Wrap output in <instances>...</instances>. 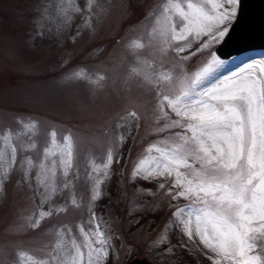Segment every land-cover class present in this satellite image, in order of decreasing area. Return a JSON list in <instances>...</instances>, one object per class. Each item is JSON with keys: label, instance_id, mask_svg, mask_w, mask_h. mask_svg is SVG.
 I'll return each instance as SVG.
<instances>
[{"label": "rangeland", "instance_id": "obj_1", "mask_svg": "<svg viewBox=\"0 0 264 264\" xmlns=\"http://www.w3.org/2000/svg\"><path fill=\"white\" fill-rule=\"evenodd\" d=\"M165 2L97 0L99 7L94 6L92 12L100 19L97 22L93 16V31L85 27L87 0H75L81 11L69 10L70 21L61 13L67 7V0H0V134L7 130L23 132L22 121L38 122V134L31 140L29 134L14 141L19 144L34 140L37 147L27 152L18 148L16 165L0 191V264H23L20 252L46 258L64 225L72 229L70 234L65 229L66 239L82 240L79 226L83 224L88 230L87 220L91 215L89 162L95 159L96 163H103L107 149L117 145L120 134L126 133L125 128L117 125L124 123L121 117L131 111L138 113L139 127L134 124L131 133H126L123 146L115 153L119 163L114 159L109 177L101 185L102 196L93 204L102 230L112 237L113 248L106 264H127L139 258L154 264H187L185 261L192 259L196 264H212L208 258L212 254L199 237L190 240L176 226L173 213L189 201L173 200L167 194L171 179H133L131 175L138 160L146 154V148L169 135L154 131L164 123L157 124L153 118L158 102L156 89L142 84L140 79L125 82L130 68L135 66V56L128 45L137 39L147 45L155 16ZM204 40L207 37L180 54L169 50L161 58L145 47L137 55L162 62L164 70L182 64L191 73L208 58L207 52H215L221 43L191 55ZM184 56L190 59L181 60ZM262 59L264 50L221 59L224 66L208 83L230 76L245 63ZM79 69L91 75H103L102 86L73 78V72ZM52 130L57 131L59 140L68 133L74 138V167L69 175L73 187L62 189L63 178L58 168L57 184L62 190H58L50 203L54 208L63 206L66 211H54L33 229L27 217L38 212L40 197L36 195L35 180L31 179V187L24 180L20 164L25 156H31L36 163L43 158ZM35 173L33 169V177ZM161 183L165 184L164 189L159 188ZM73 192L80 207L71 203ZM48 207L45 204L44 210ZM174 226L183 252L164 245ZM129 251L131 255L127 254Z\"/></svg>", "mask_w": 264, "mask_h": 264}, {"label": "snow or ice", "instance_id": "obj_2", "mask_svg": "<svg viewBox=\"0 0 264 264\" xmlns=\"http://www.w3.org/2000/svg\"><path fill=\"white\" fill-rule=\"evenodd\" d=\"M94 6L99 7L97 0H87L85 27L93 31V16L97 22L100 19L92 12ZM240 6L241 0H166L155 16L147 45L140 39L128 45L135 56V66L130 68L125 82L140 79L142 84L156 89L158 102L153 118L157 124L164 123L154 131L169 133L146 148L132 178L171 179L167 194L173 200L189 201L173 213L176 226L190 240L199 237L212 254L208 256L212 264H264V59L245 63L230 76L208 83L225 64L215 52L208 51V58L191 73L182 64L164 70L162 62L148 60L137 52L149 47L154 56L162 58L169 50L183 53L194 42L207 37L191 55L205 52L228 35ZM69 10L81 11L75 0H67V7L61 9L66 21L71 20ZM180 59L188 60L190 56ZM72 77L98 86L105 79L85 69L73 72ZM170 114L176 118L172 119ZM121 120L124 123L117 127L125 128L127 134L134 124L139 127L140 117L135 111ZM21 123L23 132L7 130L0 134V191L16 165L18 148L27 152L37 147L34 140L14 142L29 134L31 140L38 134V122ZM174 129L179 131H171ZM126 133L120 134L117 145L107 149L103 163H96L95 159L89 162L91 215L88 230L83 224L79 226L82 240L66 239L65 229L69 234L72 229L64 225L46 258L20 252L23 264H106L113 248L112 237L102 230L93 204L102 196L101 185L109 177L114 159L119 163L115 153L123 146ZM74 149L71 133L59 140L57 131L52 130L43 158L36 163L31 156H25L21 161L24 180L29 187L31 179L35 180L36 195L40 197L38 212L27 217L33 229L54 211H66L63 206L54 208L50 202L58 190L73 187L69 175L74 167ZM58 168L63 178L62 189L57 184ZM159 188L164 189L165 184H159ZM71 203L80 207L74 192ZM45 204H49L48 210H44Z\"/></svg>", "mask_w": 264, "mask_h": 264}, {"label": "water", "instance_id": "obj_3", "mask_svg": "<svg viewBox=\"0 0 264 264\" xmlns=\"http://www.w3.org/2000/svg\"><path fill=\"white\" fill-rule=\"evenodd\" d=\"M264 50V0H241L237 18L228 35L216 46L220 59L245 52ZM127 264H154L145 258L132 259Z\"/></svg>", "mask_w": 264, "mask_h": 264}, {"label": "trees", "instance_id": "obj_4", "mask_svg": "<svg viewBox=\"0 0 264 264\" xmlns=\"http://www.w3.org/2000/svg\"><path fill=\"white\" fill-rule=\"evenodd\" d=\"M125 154H126V152L123 151V154H122L123 159L125 158ZM170 230H172V231L168 233V241H166V243L164 244L165 247L166 246L176 247L177 251L180 250L181 252H183L184 249H183V246L181 244V241L179 240V237H178L179 232H178L177 228L174 226ZM183 261H185V260H183ZM185 262H187V264H196L193 259L191 261L186 260Z\"/></svg>", "mask_w": 264, "mask_h": 264}]
</instances>
